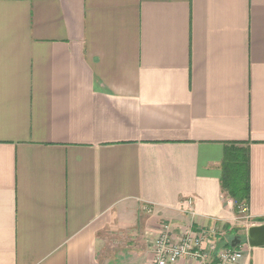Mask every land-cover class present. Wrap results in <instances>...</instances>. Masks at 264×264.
<instances>
[{
	"label": "crops",
	"instance_id": "1",
	"mask_svg": "<svg viewBox=\"0 0 264 264\" xmlns=\"http://www.w3.org/2000/svg\"><path fill=\"white\" fill-rule=\"evenodd\" d=\"M260 223L264 0H0V264H152L163 224L221 247Z\"/></svg>",
	"mask_w": 264,
	"mask_h": 264
},
{
	"label": "built area",
	"instance_id": "2",
	"mask_svg": "<svg viewBox=\"0 0 264 264\" xmlns=\"http://www.w3.org/2000/svg\"><path fill=\"white\" fill-rule=\"evenodd\" d=\"M241 210L245 211V208ZM215 234V229L207 234L203 230L194 231L188 227L178 239H173L168 225L163 224L162 231L152 240V264H175L183 257L197 260L201 264H238L243 250L240 247H217L209 238Z\"/></svg>",
	"mask_w": 264,
	"mask_h": 264
},
{
	"label": "trees",
	"instance_id": "3",
	"mask_svg": "<svg viewBox=\"0 0 264 264\" xmlns=\"http://www.w3.org/2000/svg\"><path fill=\"white\" fill-rule=\"evenodd\" d=\"M221 171L222 189L234 200L235 213L239 214L242 207L247 203L249 196L248 155L246 149L239 147L237 143L227 144L221 162ZM236 231L237 229H232L230 234H234ZM235 236L241 239L240 243L246 242L244 238H240V235ZM230 243L228 241L223 246L232 248ZM239 247L240 244L235 248Z\"/></svg>",
	"mask_w": 264,
	"mask_h": 264
},
{
	"label": "water",
	"instance_id": "4",
	"mask_svg": "<svg viewBox=\"0 0 264 264\" xmlns=\"http://www.w3.org/2000/svg\"><path fill=\"white\" fill-rule=\"evenodd\" d=\"M244 239L249 247L264 246V223L250 225L246 228ZM241 239L234 237L230 243L231 247H236Z\"/></svg>",
	"mask_w": 264,
	"mask_h": 264
},
{
	"label": "rangeland",
	"instance_id": "5",
	"mask_svg": "<svg viewBox=\"0 0 264 264\" xmlns=\"http://www.w3.org/2000/svg\"><path fill=\"white\" fill-rule=\"evenodd\" d=\"M243 220H244V219H243ZM233 235H234V237H237V236H235V235H238V236L240 235V238L243 239L244 236H245V232H244V231H241V228H239V230H237ZM233 235H232V236H233ZM210 237H211V235H210ZM210 237H209V238H210ZM245 243H246V242L240 243V246H242V245L245 244ZM221 247H225V246H221Z\"/></svg>",
	"mask_w": 264,
	"mask_h": 264
}]
</instances>
